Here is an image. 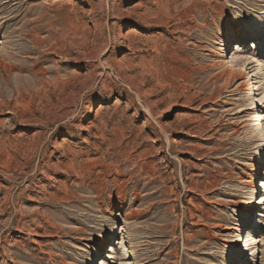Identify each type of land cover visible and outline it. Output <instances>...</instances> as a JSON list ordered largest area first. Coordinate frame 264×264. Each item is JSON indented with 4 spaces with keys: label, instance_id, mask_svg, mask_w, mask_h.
<instances>
[{
    "label": "rangeland",
    "instance_id": "1",
    "mask_svg": "<svg viewBox=\"0 0 264 264\" xmlns=\"http://www.w3.org/2000/svg\"><path fill=\"white\" fill-rule=\"evenodd\" d=\"M263 11L0 0V264H264Z\"/></svg>",
    "mask_w": 264,
    "mask_h": 264
},
{
    "label": "bare ground",
    "instance_id": "2",
    "mask_svg": "<svg viewBox=\"0 0 264 264\" xmlns=\"http://www.w3.org/2000/svg\"><path fill=\"white\" fill-rule=\"evenodd\" d=\"M264 12V11H263ZM264 24V21L262 20L261 21V24L259 25V26H257L256 28H255V33H256V38H259V36H261L263 33H264V26H262ZM242 38H236V41H242L241 40ZM252 42H254V41H252ZM253 45H254V43H253ZM257 47V45H255V48ZM260 48V47H259ZM59 50V49H58ZM219 50V52H222L223 51V48L221 47V48H219L218 49ZM218 52V53H219ZM217 53V52H216ZM5 55V54H4ZM4 57V56H3ZM7 58H9V57H7ZM1 59V58H0ZM5 61H6V59H5ZM236 60L235 59H232V58H230V60L229 61H225L224 62V64H226L227 62H231V64H230V67L229 68H227V69H225L224 70V73H225V77H231V76H234V77H236L237 76V71H240L241 73H242V76H244V74L246 73V66H245V63L247 62V59H244V62L243 63H238V62H235ZM256 61H257V67L258 68H261L262 67V63H261V61L260 60H258V59H256ZM2 63V62H1ZM7 64H8V62H7ZM11 64V63H10ZM9 65V64H8ZM8 65H6V67L8 66ZM3 66H5V64L3 65ZM11 67V66H10ZM2 71V70H1ZM4 72V71H3ZM10 72V71H9ZM36 72H38V71H35V73ZM40 72V71H39ZM29 73V72H28ZM223 73V74H224ZM263 75H264V73H262ZM251 75H253V74H251ZM3 76V75H2ZM6 78V77H5ZM256 78V77H255ZM227 80V79H226ZM58 81V80H57ZM55 84V83H54ZM32 87V86H31ZM54 87V86H53ZM31 89V88H30ZM256 89V86L254 85V83H253V81L252 80H248L247 81V86H246V88H245V94L246 95H250L249 96V101L246 103V105H248V109H251V108H253V107H255V104L257 103V99L255 98L256 96H255V93H254V90ZM33 91V90H32ZM58 91V90H57ZM26 92V91H25ZM57 93V92H56ZM64 93V92H63ZM27 95V94H26ZM65 100V99H64ZM62 103V102H61ZM60 103V104H61ZM3 105V104H2ZM5 105V104H4ZM249 105H251V106H249ZM53 106V105H52ZM54 106H55V104H54ZM1 108V107H0ZM5 108V107H4ZM49 108V107H48ZM50 109V108H49ZM63 111V110H62ZM16 115V114H15ZM22 115H23V113H22ZM45 116V115H44ZM17 117V116H16ZM254 118H256L255 120H254V123H252L251 124V126H250V128H251V130H252V133H253V135H254V137H255V139H256V141H258V142H264V112L263 111H261V113H259V114H256L255 115V117ZM66 120V119H65ZM33 121H35V120H33ZM41 121V120H40ZM50 121V120H49ZM43 122V121H42ZM41 122V123H42ZM38 123V122H37ZM36 123V124H37ZM39 124V123H38ZM47 125V124H46ZM160 126H161V128L163 129V131L166 129V124L164 125V124H160ZM46 127V126H45ZM258 129L257 131H256V129ZM1 134V133H0ZM3 134H5V133H3ZM35 134V133H34ZM2 135V134H1ZM6 135V134H5ZM4 135V136H5ZM8 136V135H7ZM1 138V140H2V138L4 139V137H0ZM6 138V137H5ZM0 140V141H1ZM3 141V140H2ZM5 142V141H4ZM58 145V144H57ZM59 146V145H58ZM264 147V144L262 145V147L259 149V153L260 154H262L263 155V153H264V150L263 151H261V149ZM45 149V148H44ZM70 153V152H69ZM262 155H259L260 156V158H259V160L263 157ZM68 158V157H67ZM71 160V159H70ZM58 161V160H57ZM74 161V160H73ZM50 164V163H49ZM258 165H260V163H259V161L258 162H256L255 163V170L258 168ZM52 167V166H51ZM67 167V166H66ZM63 168V167H62ZM66 169V168H65ZM24 170V169H23ZM42 170H44V169H42ZM58 170V169H57ZM65 171V170H64ZM24 172V171H23ZM28 172V171H27ZM83 172V171H82ZM3 174V173H2ZM4 174H6V173H4ZM18 174V173H17ZM1 175V174H0ZM51 175V174H50ZM46 176V175H45ZM18 177V176H17ZM10 180V179H9ZM249 186L250 187H254V186H258V180L255 178V177H253V179L250 181V184H249ZM264 186V185H263ZM100 187V186H99ZM120 187V186H119ZM1 188V187H0ZM6 190V189H5ZM251 201L249 202L250 203V205H249V208L247 209V211H246V213L244 212V217H243V221L245 222V221H250V218H251V215H252V212H253V208L256 206V204L259 202H257L256 201V199H257V197L255 198V199H253L254 197H253V193L251 192ZM22 229V228H21ZM248 239H249V234L248 235H246V241H248ZM240 242H242V237L239 235V233L233 238V240H232V242L230 243V248H232V249H235V248H238V247H240ZM103 246H104V243L103 242H101L100 243V245L98 246V250H102V248H103ZM100 264H105L104 263V261H101V263Z\"/></svg>",
    "mask_w": 264,
    "mask_h": 264
}]
</instances>
